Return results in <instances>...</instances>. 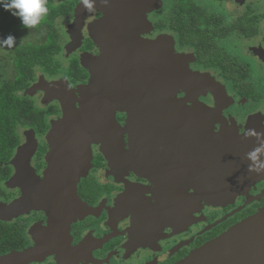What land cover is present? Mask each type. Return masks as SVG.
<instances>
[{
  "label": "flooded vegetation",
  "instance_id": "1",
  "mask_svg": "<svg viewBox=\"0 0 264 264\" xmlns=\"http://www.w3.org/2000/svg\"><path fill=\"white\" fill-rule=\"evenodd\" d=\"M86 1L46 0L37 29L0 7V44L16 38L0 46V93L16 103L19 137L0 161V264H179L264 211V171L249 159L264 145V0H151L143 38L166 40L170 69L182 66L196 90L115 110L121 144H92L90 166L59 191L56 210L6 213L29 196L13 183L28 136L40 182L65 89L82 110L105 18L98 6L82 11ZM177 103L185 121L175 120Z\"/></svg>",
  "mask_w": 264,
  "mask_h": 264
},
{
  "label": "water",
  "instance_id": "2",
  "mask_svg": "<svg viewBox=\"0 0 264 264\" xmlns=\"http://www.w3.org/2000/svg\"><path fill=\"white\" fill-rule=\"evenodd\" d=\"M112 1L87 0L83 5L82 11L98 6L105 14L98 27L102 56L91 62L93 78L82 92L81 111L76 107L73 91L65 89L59 97L64 117L54 123L48 135L51 153L44 180L32 181L30 160L34 154L31 146L36 144L34 138L28 136L27 145L19 149L13 161L18 170L13 183L28 186L23 189L29 196L20 206L5 208L6 213L20 208L56 210L60 203L59 191L68 190L73 180L78 182L90 166L92 144H121L115 110L127 104L140 105L151 97L196 90L186 85L187 73L182 66L170 69L173 57L166 40L151 43L144 40L142 33L151 0H140L139 5L131 0H118L117 4H111ZM176 106L175 120L185 121V109L179 103ZM183 127L186 126H176ZM218 141L217 136L209 135L210 144ZM5 211L2 208L1 212ZM179 264H264V211Z\"/></svg>",
  "mask_w": 264,
  "mask_h": 264
},
{
  "label": "clouds",
  "instance_id": "3",
  "mask_svg": "<svg viewBox=\"0 0 264 264\" xmlns=\"http://www.w3.org/2000/svg\"><path fill=\"white\" fill-rule=\"evenodd\" d=\"M0 7L19 19L26 29H37L48 12L46 0H0ZM15 41L14 36L8 35L0 46L11 48L15 45ZM249 159L252 161L250 168L264 171V145L253 149L249 153Z\"/></svg>",
  "mask_w": 264,
  "mask_h": 264
},
{
  "label": "trees",
  "instance_id": "4",
  "mask_svg": "<svg viewBox=\"0 0 264 264\" xmlns=\"http://www.w3.org/2000/svg\"><path fill=\"white\" fill-rule=\"evenodd\" d=\"M7 93H0V161L11 158L15 147L19 144V137L11 131L16 119V103L7 99Z\"/></svg>",
  "mask_w": 264,
  "mask_h": 264
}]
</instances>
